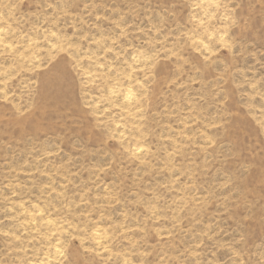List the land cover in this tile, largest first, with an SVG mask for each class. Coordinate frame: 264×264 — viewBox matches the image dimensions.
<instances>
[{"label":"rangeland","instance_id":"obj_1","mask_svg":"<svg viewBox=\"0 0 264 264\" xmlns=\"http://www.w3.org/2000/svg\"><path fill=\"white\" fill-rule=\"evenodd\" d=\"M0 264H264V0H0Z\"/></svg>","mask_w":264,"mask_h":264}]
</instances>
